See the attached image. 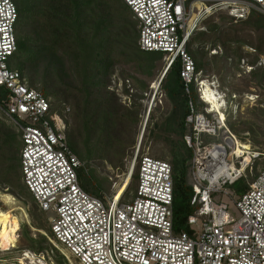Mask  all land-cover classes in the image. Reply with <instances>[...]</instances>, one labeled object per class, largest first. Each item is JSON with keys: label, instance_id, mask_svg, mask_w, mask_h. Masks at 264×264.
<instances>
[{"label": "built area", "instance_id": "2783aa9c", "mask_svg": "<svg viewBox=\"0 0 264 264\" xmlns=\"http://www.w3.org/2000/svg\"><path fill=\"white\" fill-rule=\"evenodd\" d=\"M123 1L140 22V48L166 53L167 68L180 60L187 87L197 75L187 43L202 19L219 10L240 19L249 9L264 13V0ZM18 15L15 0H0V87L6 95L0 113L21 134L22 180L47 217L55 243L80 264H264V166L258 163L264 153L238 138L224 110L198 111L189 103L184 140L192 152L189 182L197 209L188 216V229L174 226L171 163L143 154L142 139L127 169L132 177L138 166L136 193L126 198V189L118 197V174L111 179V195L95 196L83 188L79 171L85 164L68 143L70 108L54 110L10 66ZM239 181L249 188L234 199L240 212L235 219L219 195H230L225 187ZM49 258L24 249L13 259L14 264H52Z\"/></svg>", "mask_w": 264, "mask_h": 264}, {"label": "trees", "instance_id": "16d2710c", "mask_svg": "<svg viewBox=\"0 0 264 264\" xmlns=\"http://www.w3.org/2000/svg\"><path fill=\"white\" fill-rule=\"evenodd\" d=\"M15 1L19 14L15 32L17 50L11 58L10 66L20 70L31 87L35 88L36 83L41 80L42 87L39 91L50 100L54 110L70 108L68 143L84 164L85 161L98 157L106 158L109 155L119 161L123 160V149L128 146L125 143L126 130L123 128L130 114L115 91L109 89L112 67L118 63L116 60L121 56L126 60L125 63L135 67L137 74L130 76L127 73L126 77L134 81V86L140 90V98L143 99L149 84L155 81V70L163 61L167 64V54L153 51L148 52L153 55H143L142 52L147 51H143L139 46L140 22L123 0L130 10V14L126 13L128 16L120 13L116 0ZM114 7L119 9L116 10L118 13ZM212 15L201 20L187 43L188 53L195 62L196 73L204 71L208 66L204 48H207L209 43V32L215 36L211 48H216L220 46L219 34L226 28L222 23H213ZM233 20L240 22L244 27L238 28V25L234 27L232 24L227 27L232 33L231 46L238 45L236 55L240 60L244 58L241 54L244 41L238 40L240 33L247 30L264 33V14L249 9L245 18L232 16ZM204 27H208V31L204 30ZM223 47L225 48L224 44ZM263 47L261 44L251 45L256 53V59L251 61V66H255L260 56L264 55ZM16 60L21 68L15 66ZM181 71L182 64L180 60H176L160 82L163 97L172 107L169 117L162 123V130L180 136L170 149V160L164 159L169 161L173 168L176 230L188 229V216L197 209L191 203L193 190L189 182L192 152L185 143L184 135L188 132L185 118L190 110V101L201 111L196 84L193 80L187 87ZM250 77L256 87L262 88L264 65L252 68ZM3 93L4 89L0 87V100L6 98ZM21 148V134L5 125L0 126L1 181L15 184L17 192L21 195L22 189L19 187L22 186V181L23 187L35 202L22 180ZM116 152H120L118 156H114ZM83 168L85 170V167ZM94 173L93 169L90 173L83 171V175L93 176ZM133 182H136L137 189L138 166L132 175L131 183ZM81 184L89 193L103 196L101 188L89 191L82 181ZM248 188L249 185L243 182L236 192L240 195ZM20 228L21 225H18L16 234ZM42 249L44 248L39 247L38 252L43 251Z\"/></svg>", "mask_w": 264, "mask_h": 264}, {"label": "rangeland", "instance_id": "374dc122", "mask_svg": "<svg viewBox=\"0 0 264 264\" xmlns=\"http://www.w3.org/2000/svg\"><path fill=\"white\" fill-rule=\"evenodd\" d=\"M116 2L119 4V6L117 4V7L120 9V13L128 16L126 13L130 14V10L124 5L122 0H116ZM114 9L119 11L115 7ZM118 11L116 12L118 13ZM212 16L213 23H222V26L226 28H223L222 33L219 34L221 38L220 46L216 48H211V43L215 37L214 34L212 32L208 34L209 43L207 48H204L207 52L208 66L204 71L198 72L194 79L197 93H199L200 98V90L203 88V82L205 81L211 88L213 87L212 89L216 92L219 99L225 102L222 110L226 113L227 123L231 130L239 139L248 142L253 148L264 153V85L262 88L256 87L250 77L252 68L264 65V55H261L257 60V64L251 66V61L256 59L255 50L251 48V45L261 44L264 46V33L251 30L240 33L238 40L244 41V46L241 48V54L244 55V58L239 60V56L236 55L238 52L236 47L238 45L231 46L230 40L233 41L232 33L227 27L231 24L234 27L238 25V28L244 27L240 25V22L232 21V16L227 10H219ZM223 17H230V19L227 18L225 20ZM206 28L208 29V27ZM206 28L204 27V30L208 31ZM142 53L143 55H153L148 52ZM119 55L121 56V54ZM125 61L122 56L116 60V63H118L112 67L113 74L109 86V89L115 91L118 95L120 102L129 109L127 113L130 116L124 123L123 128L126 130L125 143L128 145L123 149L124 158L123 160L120 159V161L115 159L113 155H109L106 158H94L85 161V170H83L84 168L81 169V181L84 187L89 191H97L101 188L103 195L105 193L106 195L113 193L112 178L115 179L118 174H127L129 162L136 151L139 137L142 134L150 100L155 94L152 84L160 79L167 65L163 61L161 66L155 70V81L149 84L147 93L143 94L144 98L141 99L140 90L134 86V81L126 77L127 73L130 76L137 74L135 67L125 63ZM15 66L21 68L18 60H16ZM122 83L123 88L120 86ZM41 85L42 81L40 80L35 86L39 90L42 87ZM124 91H126V94H124ZM68 106L70 105L68 104ZM199 106L201 111L209 109L208 104L201 98ZM171 110L172 107L163 97L159 85L149 123L146 122L141 147L143 154L148 152L149 156L153 158L170 160V149L173 143L180 139V136L175 133L162 130V123L169 117ZM2 125L9 129L17 130L14 124L0 113V126ZM119 153L116 152L114 156H118ZM259 164L264 166V159H261ZM92 169L95 171L93 176L92 174L83 175V171L90 173ZM131 182L125 192L126 198L132 197L135 193L136 182ZM242 184L239 181L233 186L228 185L225 190L230 195H219L228 204V211L235 219L239 218L240 212L234 199H236L237 189ZM20 185H22L20 186L21 188L19 187V189H22V195L17 192L15 184L2 182L0 178V210H13V213L18 217V225H21L17 232V248H13L14 246L7 249L0 248V259H6L7 263L5 264H14V257L20 255L22 250L30 249L37 253L43 252L48 255L52 264H80L77 259L71 256L68 250H65L62 245L55 243L47 217L32 200L31 195L23 187L22 181H20ZM3 194L10 195L14 204H7ZM1 221L0 219V226ZM39 247L44 248L42 249L43 251L38 252Z\"/></svg>", "mask_w": 264, "mask_h": 264}, {"label": "bare ground", "instance_id": "6f19581e", "mask_svg": "<svg viewBox=\"0 0 264 264\" xmlns=\"http://www.w3.org/2000/svg\"><path fill=\"white\" fill-rule=\"evenodd\" d=\"M198 5L201 6L200 3H198ZM167 70L168 68L165 67L164 71L161 74L160 79L152 84V89L155 90L159 88L160 80L163 78ZM203 85L204 86L201 89L202 90L201 93L203 95L202 98H204L205 102L208 104L210 111L216 113L217 112L223 113L222 109L225 105V102H222V100L219 99L216 92H214V90L212 89L213 87L211 88L209 84L206 83V81L203 82ZM151 112H152V108L150 109V111L147 110L145 115L146 120L142 129V134L139 137V140L142 139V143H143L144 132L146 129V122H148L149 114ZM245 148L249 149V145L245 144ZM131 174L132 172L121 176L122 183L119 185L117 189L118 197L128 188L132 180ZM3 197L7 204H14L13 199L12 197H10V195L3 194ZM0 219L2 220L0 226V248L7 249L10 248L11 246H16V242L18 241L16 234V228L18 227L17 225L19 223L18 217L13 213V210L8 209V210H0Z\"/></svg>", "mask_w": 264, "mask_h": 264}, {"label": "snow or ice", "instance_id": "6c2138e0", "mask_svg": "<svg viewBox=\"0 0 264 264\" xmlns=\"http://www.w3.org/2000/svg\"><path fill=\"white\" fill-rule=\"evenodd\" d=\"M176 11L178 12V11H179V9L177 8V9H176ZM145 264H147V262H145Z\"/></svg>", "mask_w": 264, "mask_h": 264}, {"label": "water", "instance_id": "95a60500", "mask_svg": "<svg viewBox=\"0 0 264 264\" xmlns=\"http://www.w3.org/2000/svg\"><path fill=\"white\" fill-rule=\"evenodd\" d=\"M160 82H161V80H160ZM160 85V84H159Z\"/></svg>", "mask_w": 264, "mask_h": 264}]
</instances>
